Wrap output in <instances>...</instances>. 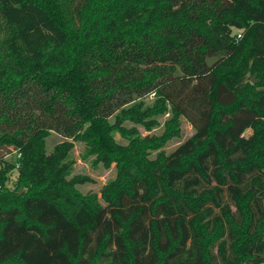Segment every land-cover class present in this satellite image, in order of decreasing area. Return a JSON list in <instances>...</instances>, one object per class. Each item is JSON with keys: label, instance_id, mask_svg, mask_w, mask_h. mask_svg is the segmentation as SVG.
Returning <instances> with one entry per match:
<instances>
[{"label": "trees", "instance_id": "trees-1", "mask_svg": "<svg viewBox=\"0 0 264 264\" xmlns=\"http://www.w3.org/2000/svg\"><path fill=\"white\" fill-rule=\"evenodd\" d=\"M260 85L264 0H0V264H264ZM167 110L163 136L126 126ZM179 116L195 132L150 158ZM75 141L119 165L104 204Z\"/></svg>", "mask_w": 264, "mask_h": 264}, {"label": "rangeland", "instance_id": "rangeland-1", "mask_svg": "<svg viewBox=\"0 0 264 264\" xmlns=\"http://www.w3.org/2000/svg\"><path fill=\"white\" fill-rule=\"evenodd\" d=\"M246 80H249L252 83L261 82V78L257 72L251 73L250 71L246 73ZM257 89H264V85H260ZM153 95L146 97L148 102L154 100ZM171 117V111L167 110L161 114L157 115V124L151 128H146L142 124H137L133 121H128L126 126L135 127L140 137L145 136H163L164 133L168 130V119ZM264 119V118H263ZM179 132L171 137H164V139L153 149H148V156L154 158L157 155H160L161 152L170 153L174 148H176L181 142L188 139L194 132L195 128L193 124L184 116H179ZM254 130L252 127H249L245 130L244 135L249 137L253 134ZM116 139L123 145H128L130 139L126 135L121 133H114ZM64 140V137L56 132H52L47 138V148L48 151H51L55 144L60 143ZM16 152L8 154L6 157L9 160L15 159ZM72 157L74 159L73 168L69 175V179L75 176H82V180L77 182L75 188L85 195H95L99 203H106L105 188L112 180L116 179L119 171V165L116 161L111 162L109 165H106L104 162L98 159L97 154L90 151V147L85 141H75L74 147L72 149ZM1 166V165H0ZM7 186L11 189L17 187L19 193H24L29 188L21 185L19 181V172L15 168L8 173ZM232 209L236 210V207L232 205ZM26 239L28 248L31 247V244L41 252L43 250V245L41 242H38V239L35 235L27 236L21 238L20 241ZM37 252V253H39ZM62 262H59L61 264Z\"/></svg>", "mask_w": 264, "mask_h": 264}, {"label": "built area", "instance_id": "built-area-1", "mask_svg": "<svg viewBox=\"0 0 264 264\" xmlns=\"http://www.w3.org/2000/svg\"><path fill=\"white\" fill-rule=\"evenodd\" d=\"M242 33L241 31L238 32V37H241Z\"/></svg>", "mask_w": 264, "mask_h": 264}]
</instances>
